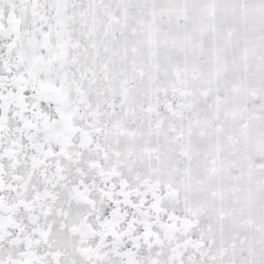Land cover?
<instances>
[{
	"label": "snow or ice",
	"instance_id": "6c2138e0",
	"mask_svg": "<svg viewBox=\"0 0 264 264\" xmlns=\"http://www.w3.org/2000/svg\"><path fill=\"white\" fill-rule=\"evenodd\" d=\"M0 264H264V0H0Z\"/></svg>",
	"mask_w": 264,
	"mask_h": 264
}]
</instances>
